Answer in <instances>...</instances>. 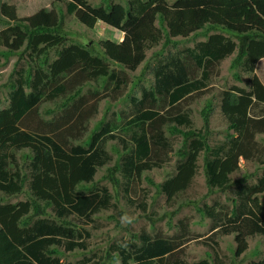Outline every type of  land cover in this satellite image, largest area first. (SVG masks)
I'll use <instances>...</instances> for the list:
<instances>
[{
  "label": "trees",
  "instance_id": "16d2710c",
  "mask_svg": "<svg viewBox=\"0 0 264 264\" xmlns=\"http://www.w3.org/2000/svg\"><path fill=\"white\" fill-rule=\"evenodd\" d=\"M63 1L65 12L51 4L10 26L16 10L0 0V10L9 20L0 33V43L11 52L25 42L24 50L45 44L48 55L61 46L49 70L38 68L34 77L25 67L16 70L9 94L11 105L0 110L3 197L21 193L24 186L16 152L29 147L34 152L29 163L30 200L0 202V264H71L62 260L63 252L89 247L91 233L69 217L91 219L111 208L113 195L107 186L77 189L82 182L94 181L98 167L113 161L108 141H117L124 152L109 168V176L118 183L115 172H121L126 192L135 177L163 165L169 154L176 152V172L158 188L177 205L172 215L194 205L197 214L211 223L207 240L214 246L216 237L233 236L236 257L244 254L250 258L247 264H264L259 243L250 249L251 240L264 238V204L259 197L264 190V169L260 175L239 174L242 159L246 163L258 159L264 164V83L255 73L258 61L264 58V0H128L129 13L136 22L126 29L121 41L103 40V51L79 43L65 46V13L90 28L95 27L97 17L85 9L87 0H80L81 6ZM108 11H113L112 5ZM214 29L218 32L206 41L179 47L178 38ZM159 44L161 50L151 67L154 84L141 85V96L131 97L132 110L120 120L124 124L111 119L89 129L91 118L98 113V97L95 93L88 98L81 95L84 84L102 77L120 89L127 78L123 72L111 70L109 63L136 70L146 60L148 49ZM234 53L230 68L244 86L217 88V67ZM45 59L43 62L48 57ZM87 99L96 101L88 104ZM45 100L57 103L51 110L54 117L40 118L34 131L22 127L26 116L32 113L37 117V108ZM215 112L223 116L225 124L216 131L210 126ZM197 113L202 117L201 128ZM179 136L182 141L176 149ZM201 167L210 191L229 192L226 199L218 196L211 204L202 200L199 205L188 197ZM48 209L57 218L51 217ZM139 209L146 212L147 203L143 201ZM188 222L175 223L172 227L176 230L168 237L146 231L134 234L129 241L112 243L105 254L112 261L120 259V264H213L207 258L188 262L187 246L195 240ZM105 254L84 256L75 264H101ZM214 261H219L217 255Z\"/></svg>",
  "mask_w": 264,
  "mask_h": 264
},
{
  "label": "rangeland",
  "instance_id": "374dc122",
  "mask_svg": "<svg viewBox=\"0 0 264 264\" xmlns=\"http://www.w3.org/2000/svg\"><path fill=\"white\" fill-rule=\"evenodd\" d=\"M9 4H14L17 7L18 14L21 17L29 16L33 14L37 9L53 5L57 9L60 7L64 12L65 1L63 0H4ZM77 3L80 0H74ZM111 1L113 11H108L106 4ZM81 3V2H80ZM88 10L98 17V22L94 28H88L81 24L73 15H67L65 13V29L69 33L68 43H80L86 44L89 47L94 46L100 51L102 50L101 42L105 39H119L121 31L126 30L131 26L136 19L130 17L128 11V0H87ZM67 15V16H66ZM113 16L115 18H113ZM117 18V19H116ZM9 21L6 19L5 14L0 11V29L6 27V23ZM17 23V21H9V25ZM3 37V36H2ZM1 37V39H2ZM204 35H191L189 38H178L179 47L194 46L201 40H204ZM161 44L154 46L147 51V59L136 69L130 70L121 68L112 63H109V67L117 71H121L128 79L126 85H123L120 89H115L114 82L104 80L102 77L98 81L91 80L87 82V85L82 88L81 95L88 98L92 93L98 97V113L91 118L89 123V129H95V127L101 126L102 122L113 119L114 122L120 123L123 116L132 110L131 97L141 96V85L151 87L154 84V76L151 71L153 63L158 56L159 50H161ZM24 48L14 52L15 54L8 55V48L0 47V109L8 107L10 104L9 93L12 90V83L16 77V70L21 66H28L31 70L32 77L38 68L49 70L48 66L54 56H57L60 47L50 50V56L45 54V44L39 46L38 50H26ZM7 52V54L5 53ZM47 55V56H46ZM45 56L48 57L47 62ZM234 56V55H233ZM229 58L223 62L217 69L218 74L215 75V86L217 88H229L233 85L244 86V83L233 75L234 71L230 68L231 59ZM50 57V59H49ZM264 62V61H263ZM44 63H48L44 65ZM259 75L264 81V63L261 64L259 69ZM98 92V93H97ZM206 98L204 97L200 103V108L204 105ZM95 99H87V103H95ZM72 101L69 103L71 105ZM39 112L41 117L45 120L52 119L55 115L52 109H56L57 103L53 100H45L40 104ZM199 108V109H200ZM199 112V111H198ZM197 126L202 127V117L199 113L196 114ZM124 122V121H123ZM121 122V123H123ZM124 124V123H123ZM122 124V125H123ZM210 126L214 131L224 127V119L219 113L215 112L211 116ZM217 136H221L217 134ZM176 149L181 144L182 137H177ZM261 139L264 142V135H261ZM77 140H73V144H77ZM107 148L113 155L114 163L118 162L122 158V148L117 141H108ZM176 151V150H175ZM33 156V151L29 148H24L17 151V157L21 170L26 174V183L29 181L30 174V159ZM169 161L160 166H153L152 169L146 170L142 175L137 176L132 184L131 195L137 199L138 202L145 200L148 210L142 212L126 204L124 199V193L122 192L121 184L116 185L107 178L108 168L111 166L105 165L99 167L96 173L95 179L90 184H82L84 189L93 188L96 185H107L109 190L113 194V201L116 203L117 209L103 210L94 216V222L87 219L71 217V220L75 225L81 228H86L91 237L88 239L89 247L87 249L76 248L73 251L63 252L61 258L66 263L75 264L81 260L84 256H94L95 254L104 253L109 246L114 242H126L129 241L134 234L139 235L146 231L152 236L160 234L161 236H171L176 230L172 226L180 220H188L190 223V230L192 231L190 236H194V239L187 246L186 257L189 263L197 262L202 259H210L211 263L215 264L214 257L217 255L219 261L217 264H247L250 260L249 257L244 254L241 257L235 256L236 244L233 236H220L216 237L217 245L214 246V242L207 240L209 237L211 223L207 219H203L201 215H198L194 205L185 206L179 210L176 214L172 215L173 211H176L177 205H172V201L168 200L167 196L159 191V184L166 178L172 176L176 172V161L178 155L176 152L169 154ZM153 164V163H151ZM243 169L240 176L248 174L260 175L263 173L264 164L255 159L249 163L241 160ZM119 178L121 174H116ZM121 179V178H119ZM194 188L189 192V198L196 200L199 205L202 204V200L207 203H212L216 197L227 198L229 192L210 191L211 188L207 185L206 175L203 167L194 180ZM231 193V192H230ZM260 201L264 204V190L259 194ZM31 198V193L28 188H25L23 194L13 198H5L0 193V202L6 201H25ZM187 200V199H186ZM121 211V214L118 213ZM207 241L210 246H205L203 241ZM259 243V250L264 251V238L250 241V249H253L256 244ZM249 249V250H250ZM64 251V248H60ZM94 259H97L94 258ZM120 259L110 260L105 254V259L101 264H119Z\"/></svg>",
  "mask_w": 264,
  "mask_h": 264
},
{
  "label": "clouds",
  "instance_id": "9594fccd",
  "mask_svg": "<svg viewBox=\"0 0 264 264\" xmlns=\"http://www.w3.org/2000/svg\"><path fill=\"white\" fill-rule=\"evenodd\" d=\"M1 1H3V2H5L4 0H1ZM72 1H74V0H72ZM76 2V1H75ZM7 3V2H6ZM7 4H9V3H7ZM80 6H81V3L79 2L78 3ZM9 5H11L12 7H14L15 8V10H16V18L13 20V21H17V23H14V24H10V26H14V25H16L17 26V24H18V22L20 21V18H22L21 16H19V14H18V10H17V7L14 5V4H9ZM108 5H110L111 6V1H109V3L108 4H106V6L108 7ZM10 6V7H11ZM88 8V4H87V6L85 7V9L86 10H88L87 9ZM1 12H3V13H5L4 11H2V10H0ZM89 11V10H88ZM128 11H129V7H128ZM90 13H92L91 11H89ZM93 14V13H92ZM30 15H32V14H30ZM29 15V16H30ZM93 15H95V14H93ZM129 15H131L130 13H129ZM5 16H6V14H5ZM96 16V15H95ZM133 18H135L133 15H131ZM130 16V17H131ZM97 17V16H96ZM136 19V18H135ZM79 21V20H78ZM80 22V21H79ZM97 22H98V17H97ZM136 22V21H135ZM134 22V23H135ZM81 24H83L82 22H80ZM133 23V24H134ZM97 24V23H96ZM132 24V25H133ZM84 26H86L85 24H83ZM86 27H88V26H86ZM88 28H90V27H88ZM4 29H6V27L4 28ZM4 29H0V33L2 32V31H4ZM201 30H204V29H201ZM125 32H126V30H123V31H121L120 32V34H119V39H117V41H121L122 39H123V37H124V35H125ZM216 32H218L217 31V29H214V30H212V31H210L208 34H204L203 32H201V34L200 35H204V37H205V39L204 40H201V41H206L207 39H208V37H209V35H211V34H214V33H216ZM68 35H69V33H68ZM3 36V35H2ZM67 39H66V41H65V46H69L70 44H72V43H74V42H72V43H68V36L66 37ZM181 39H183V38H181ZM113 40V39H112ZM0 41H1V37H0ZM200 41V42H201ZM26 44H27V42H25V44L21 47V48H26ZM80 44V43H79ZM40 45H42V44H40ZM39 45V46H40ZM83 45H86V44H83ZM39 46H38V48L36 49V50H38L39 49ZM0 47H3V48H8L7 46H5V45H3V44H1L0 43ZM60 47V49H61V46H59ZM94 47V46H93ZM102 47V46H101ZM20 48V49H21ZM57 48V47H56ZM9 49V51H8V55H11V54H15L14 52H11L10 50V48H8ZM23 49V52L24 51H26V50H29V49H26V50H24ZM55 49V48H54ZM59 49V50H60ZM13 50V49H12ZM19 50V49H18ZM42 50V49H41ZM58 50V51H59ZM102 50H103V47H102ZM39 51V50H38ZM6 54H7V52H5ZM94 54H95V51H94ZM234 55V56H233ZM235 55H236V53H234V54H232L231 56H229L228 58H226L223 62H225L226 60H228L229 58H231L232 56L233 57H235ZM47 56V55H46ZM50 56V55H49ZM51 57V56H50ZM46 58V57H45ZM56 58H58V55L56 56H54V58L51 60V63L56 59ZM147 59V58H146ZM231 61H232V59H231ZM264 58H261L259 61H258V63H257V65H256V70H255V73L259 76V78L263 81V79L261 78V76L259 75V69H260V66H261V64H263L264 62ZM144 62V61H143ZM142 62V63H143ZM222 62V63H223ZM141 63V64H142ZM221 63V64H222ZM46 64H48V63H44V65H46ZM140 64V65H141ZM231 64V63H230ZM115 65V64H114ZM139 65V66H140ZM48 66V68H49V65H47ZM117 66V65H116ZM138 66V67H139ZM21 67H25V68H27L28 69V66H21ZM20 67V68H21ZM43 69V68H42ZM111 69V68H110ZM126 69H129V68H126ZM19 70V69H18ZM44 70V69H43ZM131 70V69H130ZM47 71V70H46ZM234 72H235V70H234ZM233 75H234V73H233ZM248 76H246V78H247ZM127 78V77H126ZM236 78V77H235ZM15 79H16V77H15ZM15 79H14V82H15ZM89 81H91V79L89 80ZM109 81V80H108ZM109 82H114V81H109ZM127 82H128V79H127ZM263 83H264V81H263ZM87 85V82L84 84V86H83V89H84V87ZM80 87V84H76V89H78ZM12 90H13V88H12ZM11 90V91H12ZM10 91V92H11ZM10 94V93H9ZM10 98V97H9ZM10 105H11V101H10V104H9V106L8 107H10ZM41 105L39 104V106H38V108H37V111H36V114H37V117H34L33 115H32V113L31 114H29L28 116H26L25 117V119L23 120V124L21 125L22 127H24V128H27L28 130H30V131H34L35 130V128H36V126H38V123H39V120H40V118H42L41 117V114H40V112H39V107H40ZM8 107H5V108H8ZM2 109H4V108H2ZM2 109H0V110H2ZM24 128H22V129H24ZM24 149V148H23ZM29 149H31L30 147H29ZM22 150V149H21ZM32 150V149H31ZM19 151V150H18ZM33 151V150H32ZM122 155L124 156V152L122 151ZM16 155H17V152H16ZM33 156H34V152H33ZM122 156V157H123ZM18 158V157H17ZM114 159V158H113ZM18 161H19V159H18ZM30 165V164H29ZM114 165H115V163H114ZM20 166V165H19ZM108 166H111V165H108ZM103 167V166H102ZM114 166L112 165L111 167H109V168H113ZM20 168H21V166H20ZM99 168V167H98ZM109 168H108V174H107V178L108 179H110V181L112 182V183H114V184H116V185H119V184H121V186H122V192L125 194L124 195V199H125V201H126V204L127 205H129V206H131V207H133V208H135V209H137V210H140L139 209V206L141 205V203L143 202V201H145L144 199L143 200H141L140 202H138L137 201V199L136 198H134L132 195H131V190H132V184L133 183H131V187H130V189H129V191L128 192H126L125 191V188H126V186H125V183H124V178L121 176V177H119V178H121V179H119L117 176H116V174L119 172V171H116L115 172V176H114V178H117L118 179V183H115L114 181H112V179H111V177L112 176H109ZM22 171V170H21ZM97 171H98V169H97ZM23 173V172H22ZM97 173V172H96ZM119 174H121V172H119ZM23 175H24V186H23V189H22V192L21 193H19V194H17V195H14V196H11V197H5L6 198V200H7V198H13V197H16V196H18V195H21V194H23L24 193V191H25V188H28V190L30 191V187H29V181H30V174L28 175L29 176V181H28V183H26V178H27V176H26V174L25 173H23ZM96 176V175H95ZM136 178V177H135ZM95 179V178H94ZM135 180V179H134ZM92 183V182H91ZM82 184H86V183H80L78 186H77V189L78 190H88V189H84V187H83V185ZM98 186H102V185H98ZM105 186H107V185H105ZM108 187V186H107ZM109 189V188H108ZM110 192H111V190H109ZM30 193H31V191H30ZM111 194H112V192H111ZM113 195V194H112ZM30 200V199H29ZM25 201H28V200H25ZM20 202V201H19ZM111 202H112V206H111V208L110 209H117L116 208V203L113 201V197H112V199H111ZM5 203H17V202H13V201H6ZM110 209H105V210H110ZM49 210V215L52 217H54V218H57V217H55V215H54V213H52V211L50 210V209H48ZM103 211V210H102ZM33 212V210L31 209V211H30V214ZM101 212V211H100ZM99 212V213H100ZM118 213L119 214H121V211H118ZM96 214H98V213H96ZM96 214H94L93 216H92V218L91 219H87L88 221H91V222H94L95 220H94V216L96 215ZM71 217H78V218H82V217H79V216H75V215H72ZM71 217H69V218H71ZM84 219V218H83ZM86 219V218H85ZM69 221H71V220H69ZM72 222V221H71ZM73 223V222H72ZM78 227V226H77ZM145 232V231H144ZM120 264V263H119Z\"/></svg>",
  "mask_w": 264,
  "mask_h": 264
}]
</instances>
